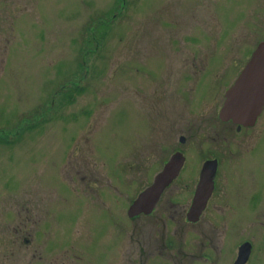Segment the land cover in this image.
Masks as SVG:
<instances>
[{
    "label": "rangeland",
    "instance_id": "374dc122",
    "mask_svg": "<svg viewBox=\"0 0 264 264\" xmlns=\"http://www.w3.org/2000/svg\"><path fill=\"white\" fill-rule=\"evenodd\" d=\"M260 41L264 0H0V264H231L243 240L246 264H264V114L246 133L212 115ZM169 92L178 108L203 95L189 127L156 126ZM176 149L179 176L129 218ZM213 157L215 191L190 223Z\"/></svg>",
    "mask_w": 264,
    "mask_h": 264
},
{
    "label": "water",
    "instance_id": "95a60500",
    "mask_svg": "<svg viewBox=\"0 0 264 264\" xmlns=\"http://www.w3.org/2000/svg\"><path fill=\"white\" fill-rule=\"evenodd\" d=\"M264 106V41L254 47L240 70L237 78L225 93V100L219 110L222 120L231 119L234 123L253 125ZM183 141L184 137L181 136ZM184 162L181 152H174L154 176L152 183L144 188L127 209L129 217L152 212L162 191L177 176ZM217 167L216 159L203 162L191 206L186 212L188 221L199 219L208 197L213 190V178ZM251 244L243 242L232 264H244L250 253Z\"/></svg>",
    "mask_w": 264,
    "mask_h": 264
},
{
    "label": "flooded vegetation",
    "instance_id": "af4514ba",
    "mask_svg": "<svg viewBox=\"0 0 264 264\" xmlns=\"http://www.w3.org/2000/svg\"><path fill=\"white\" fill-rule=\"evenodd\" d=\"M202 68V67H201ZM241 66H238V67H235L236 69V72H235V76L231 79L230 82H228L227 84H225V86L223 87V92H222V96H221V99L219 102H217L214 107H215V112L212 114L213 117H214V121L217 122V124H221L222 127H227L229 129L231 128H234V130L236 131V133H242V132H248L250 131L257 123V121L259 120V118L264 114V106L263 108L261 109L259 115L257 116L256 118V121H255V124H253L252 126H247V125H238L234 122H232L231 120H222L219 118V110L221 108V106L223 105V102L225 100V93L227 91V89L229 88V86L233 83V81L236 79L239 71L241 70ZM225 70V69H224ZM224 70H221L220 72L217 73V75H220L219 77L223 76L225 74V71ZM191 72V71H190ZM193 72V71H192ZM191 72V73H192ZM193 74V73H192ZM205 82L208 83V80H207V77H206V80H204ZM203 82V81H202ZM200 80H198L195 84V87H190L189 90H193V91H197L198 90V87L200 85ZM207 83H206V90H207ZM175 89L177 90V87H175ZM207 91H205L204 93H206ZM203 93V94H204ZM203 96V95H202ZM201 96V97H202ZM157 98H154V103L156 105V108L159 104V108L156 112V126L158 127V129H162L163 127L165 126H169V127H177V122H176V116L177 114H180V116L184 119H185V125L187 127H189L190 124H192V119L191 117L189 116L188 112L190 113L192 109L195 108V106H198L199 102H200V99H202L201 97L198 99L196 98L195 100H191V99H188V101L185 100V98L183 99L184 102L182 105L179 106L178 108V105H177V98L175 96V94H173V92H169L165 95V103H160L157 101V99H159V101L163 100L162 98L160 99V97L158 98V95H156ZM180 101V100H179ZM216 113V114H215ZM155 121V120H154ZM185 140V139H184ZM177 150V149H176ZM207 159V158H205ZM204 159V160H205ZM219 164V163H218ZM219 166V165H218ZM218 169V167H217ZM217 174V172H216ZM178 177V176H177ZM215 179H216V175H215ZM214 179V190L213 192L215 191V187H216V180ZM175 181V180H174ZM173 181V182H174ZM195 187V186H194ZM194 190V188H193ZM164 193V192H163ZM213 194V193H212ZM212 194L211 196L209 197V199L207 200L206 202V207H205V210L207 209L208 207V204L211 200V197H212ZM192 195H193V191H192V194H191V197H190V201L187 205V208L189 207L190 203H191V199H192ZM162 196V195H161ZM169 204L171 206H176L178 205V200H174L173 198H168L167 199ZM181 206V205H180ZM183 206V205H182ZM186 208V209H187ZM204 210V211H205ZM160 246L163 248L164 246V243H160ZM203 257L205 259L208 258L207 255L203 254Z\"/></svg>",
    "mask_w": 264,
    "mask_h": 264
}]
</instances>
